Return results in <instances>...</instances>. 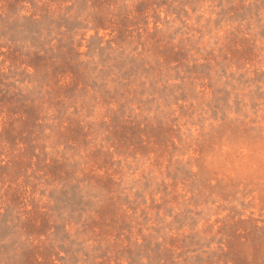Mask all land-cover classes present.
<instances>
[{"label": "rangeland", "instance_id": "1", "mask_svg": "<svg viewBox=\"0 0 264 264\" xmlns=\"http://www.w3.org/2000/svg\"><path fill=\"white\" fill-rule=\"evenodd\" d=\"M0 264H264V0H0Z\"/></svg>", "mask_w": 264, "mask_h": 264}]
</instances>
